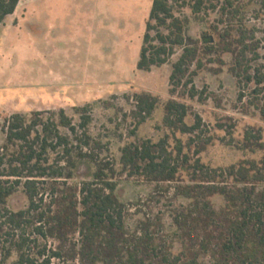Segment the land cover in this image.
<instances>
[{
	"label": "trees",
	"instance_id": "1",
	"mask_svg": "<svg viewBox=\"0 0 264 264\" xmlns=\"http://www.w3.org/2000/svg\"><path fill=\"white\" fill-rule=\"evenodd\" d=\"M227 1L152 0L136 68H159L179 50L169 75V82L178 85L191 66L201 68L204 57H213L208 63H216L214 71L220 72L221 57L228 54L227 71L235 79L239 103L244 87L251 86L243 115L252 107L264 122V72L247 68V42L240 32L231 25L213 24L197 39L187 34L189 19L200 21L205 7L222 23ZM18 2L0 0V23ZM177 4L188 9V16L176 14ZM132 98V115L142 123L158 99L145 92ZM162 109V122L171 131L192 133L199 128L197 117L192 126L184 124V104L171 98ZM74 111L77 124L63 110L57 112L56 122H42L40 112L15 113L0 122V264L13 257L10 264H51L52 259L60 264H264V133L259 126H246L235 146L241 152L260 153L257 159L239 158L215 168L198 158L189 164L181 142L164 136L157 142L122 146L116 162L107 144L88 134L86 107ZM49 153L56 155L46 157ZM81 166L86 174L75 182ZM128 178L149 188L143 199L119 200L115 190ZM42 185L47 186L45 195ZM19 186L27 204L11 211L7 199ZM161 207H167L169 230ZM129 216H137L131 230Z\"/></svg>",
	"mask_w": 264,
	"mask_h": 264
},
{
	"label": "rangeland",
	"instance_id": "2",
	"mask_svg": "<svg viewBox=\"0 0 264 264\" xmlns=\"http://www.w3.org/2000/svg\"><path fill=\"white\" fill-rule=\"evenodd\" d=\"M151 1L19 0L14 12L0 23V122L11 114L30 116L33 112H40L44 123L56 122L57 112L63 110L77 124L79 115L74 110L86 107L88 134L106 143L109 156L116 162L122 146L143 140L157 142L164 136L181 142L189 164L198 158L205 166L215 168L239 158H259L260 153L241 152L235 147L246 126H259L264 133V122L252 107L248 115H243L242 105L250 98L251 86L244 87L245 97L239 103L235 79L227 71L228 54L221 57L224 65L220 72L214 71L216 63H208L213 57H204L201 68L191 66L178 85L169 82V75L179 50L159 68L147 72L136 68ZM223 5L227 13L223 24L205 7L199 14L200 21L189 19L187 34L197 39L206 25H231L247 42V68L264 72V0H228ZM175 10L177 15L189 14L179 4ZM188 81L190 84L184 87ZM141 92L156 97L158 103L151 116L137 124L138 119L132 115V96ZM171 98L185 105L186 126H192L195 117L199 119L197 130L181 133L163 124L162 107ZM58 130L64 132L63 128ZM3 141L0 133V145ZM172 147L171 139L168 150ZM85 174V166L79 167L74 181ZM40 192L45 195L47 186L42 185ZM148 192L147 186L130 178L115 190L123 202H136ZM164 202L167 205V200ZM214 202L218 205L220 199ZM26 204L19 186L8 197L6 207L17 211ZM153 211L159 212L158 208ZM160 212L169 230L167 207H161ZM137 216L127 218L129 230ZM51 264L60 262L52 259Z\"/></svg>",
	"mask_w": 264,
	"mask_h": 264
}]
</instances>
